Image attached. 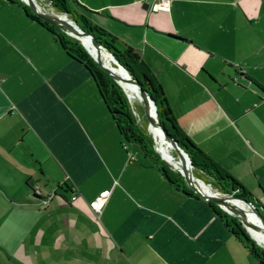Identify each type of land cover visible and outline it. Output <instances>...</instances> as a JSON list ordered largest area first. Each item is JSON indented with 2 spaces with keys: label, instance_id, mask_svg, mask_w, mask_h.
I'll return each mask as SVG.
<instances>
[{
  "label": "crops",
  "instance_id": "1",
  "mask_svg": "<svg viewBox=\"0 0 264 264\" xmlns=\"http://www.w3.org/2000/svg\"><path fill=\"white\" fill-rule=\"evenodd\" d=\"M159 1L78 0L141 55L181 132L264 207V91L253 82L264 86V0H171L154 12ZM33 186L57 195L44 204ZM0 264H261L207 200L176 190L123 140L87 68L9 0Z\"/></svg>",
  "mask_w": 264,
  "mask_h": 264
},
{
  "label": "trees",
  "instance_id": "2",
  "mask_svg": "<svg viewBox=\"0 0 264 264\" xmlns=\"http://www.w3.org/2000/svg\"><path fill=\"white\" fill-rule=\"evenodd\" d=\"M9 1L21 6L31 19L49 30L57 38L68 55L87 68L100 90L104 105L109 110L119 128L123 140L128 143L137 144L151 166L156 167L176 190L181 191L185 195L200 198L186 182L180 170L169 166L164 160L165 157L162 153L155 149L154 137L148 132L147 128L142 129L137 127L132 109L123 88L105 68L99 65L91 52L85 46L81 45L77 38L70 36L59 26L34 13L30 6L24 1ZM43 1L49 4L58 13H66L91 39H94L99 45L106 49L108 55L115 63V66L123 67L139 84L141 89L148 94L149 98L155 102L161 125L169 135L176 140L180 150L191 162L192 173L200 178L202 183L208 184L214 194L221 196L231 195L241 200L251 202L264 219V207L253 197L251 192L232 176L223 174L217 165L209 158L205 157L203 152L181 132L170 109L162 86L151 74L148 67L144 64L141 55L135 48L124 43L103 28L95 25L90 19V10L82 6L78 0ZM43 9L46 10L45 8ZM103 63L107 64L104 60ZM253 82L264 91L263 85L255 80H253ZM208 202L212 210L232 230L233 235L243 241L251 251V254L261 264H264V250L257 245L256 239H252L248 236L247 232L242 228L239 219L221 209L216 203L212 201Z\"/></svg>",
  "mask_w": 264,
  "mask_h": 264
},
{
  "label": "water",
  "instance_id": "3",
  "mask_svg": "<svg viewBox=\"0 0 264 264\" xmlns=\"http://www.w3.org/2000/svg\"><path fill=\"white\" fill-rule=\"evenodd\" d=\"M22 1H24L28 6H30V8L34 11V13H36L38 16L43 17L47 21L59 26L63 31H65L70 36L75 37L78 40H80L78 37L89 38L93 47L96 49L98 53L96 60L99 63V65L105 68L108 71V73L120 85H122L121 82H125L137 87L139 95L144 100V104L148 109V115L150 117L151 123L154 125V127L160 130L165 140L171 142L172 147L176 152V155L181 163L180 173L184 176L189 186L201 198L216 203L220 208L224 209L227 213L239 218L250 233L249 229L251 227H250V218L248 216V213L242 209H238L234 204V202H242L250 208L251 213L259 220V222L262 225L261 227L264 228V219L261 217L259 211L253 206L251 202L241 200L231 195H227V196H221L217 194L212 195L201 189L202 188L201 180L192 173L191 162L186 157V155L180 150L176 140L172 138L169 135V133L164 129V127L161 125V122L158 118V114L156 111L155 102H153L149 98L148 94L141 89L139 84L127 73V71L123 67L110 66L108 63L107 64L103 63L101 50L108 53L106 49H104L101 45H99L94 39H91L89 35L80 26L76 24V22H74L72 19L68 20L69 16L66 13H56L55 11L44 10L39 4L36 3V0H22ZM164 160L168 163L169 166L173 167V165L169 163L166 159Z\"/></svg>",
  "mask_w": 264,
  "mask_h": 264
},
{
  "label": "rangeland",
  "instance_id": "4",
  "mask_svg": "<svg viewBox=\"0 0 264 264\" xmlns=\"http://www.w3.org/2000/svg\"><path fill=\"white\" fill-rule=\"evenodd\" d=\"M36 3L39 4L42 8H45L46 10L55 11L56 13H58L56 10H54L49 4H47L43 0H36ZM90 19L92 21V18H90ZM68 20H71V18L68 17ZM94 24L97 25V26H99V27H101L100 25H98L96 23H94ZM101 28H103V27H101ZM173 35L176 36V37H179V38L183 39L181 36H178V35H175V34H173ZM78 38L80 39L79 40L80 41V44L83 45V46H85L91 52V54L95 58H97L98 53H97L96 49L94 51V54L92 53L93 45L90 42V39L87 38L88 39V43H86V42H84L82 40L81 37H78ZM101 54H102L101 56H102V58H103L104 61H106L111 66H115V63L112 61V59L108 55V53H106V52H104V51L101 50ZM144 64H146V63H144ZM121 84L122 85H120V84L119 85L123 88V91H124V93H125L128 101H129V104H130V107L132 109V113H133V116H134V119H135V122H136L137 127L142 128V129L147 128L148 132H150V134L154 137L155 149L157 151L161 152L164 157L167 155L169 157L174 158V160H172L169 163H171L173 165V167H175L177 169L178 168V157H177L176 153L174 152V149L172 147V144H171V142L165 140V138L162 135H160V134H158V133H156V132L153 131L152 127L154 125L151 123L150 117L148 115V109H147V107L144 104V100L139 95V92H138L137 87H135L132 84L129 85V83H125V82H121ZM157 130H158V128H157ZM158 132H159V130H158ZM162 138L164 139V145H163V149L160 150L159 143L161 142L160 140H162ZM210 190L212 191L211 187H210ZM212 193H213V191H212ZM34 195L37 196V194H34ZM247 213H248V211H247ZM250 214L252 215V213H250ZM239 222L241 223L242 228L247 232V234H248V236L250 238H252V239L253 238L254 239L257 238L251 232L249 233V231L243 225V223H242V221L240 219H239ZM255 222H257V221H255ZM254 233L257 236L259 235L258 234L259 232H257L256 229H254ZM259 237H261V236L259 235ZM261 238H263V237H261ZM256 241H257V239H256ZM256 243H257V245H259L264 250V246H262L258 241Z\"/></svg>",
  "mask_w": 264,
  "mask_h": 264
},
{
  "label": "built area",
  "instance_id": "5",
  "mask_svg": "<svg viewBox=\"0 0 264 264\" xmlns=\"http://www.w3.org/2000/svg\"><path fill=\"white\" fill-rule=\"evenodd\" d=\"M170 2L171 0H160L157 3H154L152 6V10L154 12H159V11H166L169 10L170 8ZM33 192L34 194H37V197L41 198L44 204H48L57 194L56 191L49 193L48 195H43L41 189L39 186H33ZM110 191L106 190L102 192L91 204L92 209L96 213H101L103 208L106 205L107 202V196L109 195ZM77 196L73 195L72 200H76Z\"/></svg>",
  "mask_w": 264,
  "mask_h": 264
},
{
  "label": "bare ground",
  "instance_id": "6",
  "mask_svg": "<svg viewBox=\"0 0 264 264\" xmlns=\"http://www.w3.org/2000/svg\"><path fill=\"white\" fill-rule=\"evenodd\" d=\"M82 38V40L84 41V42H86V43H88V39L86 38V37H81ZM91 42V41H90ZM94 51H95V48L93 47V50H92V53L94 54ZM130 85V84H129ZM152 129H153V131L154 132H156V133H158V134H160V135H162V133L160 132V130H159V132H158V130H157V128L156 127H152ZM159 135V136H160ZM161 142L159 143V148H160V150H162L163 149V145H164V139L162 138V140H160ZM165 159L168 161V162H171L172 160H174V158H172V157H169V156H165ZM181 169V163H180V161H179V159H178V170H180ZM201 186H202V190L203 191H206L207 193H209V194H212V195H215L214 193H212V191L210 190V186L209 185H206V184H204V183H202L201 182ZM234 204H235V206L238 208V209H242V210H244L245 212H247L248 211V215H249V218H250V232L255 236V237H257L256 239H257V241L262 245V246H264V228L263 227H261L262 225H261V223L259 222V220L252 214H250L251 213V210H250V208L247 206V205H245L244 203H242V202H234ZM238 204V205H237ZM255 221H257V222H255ZM254 229H256L257 230V232H259L258 234L261 236V237H263V238H261V237H259V235L257 236V235H255V233H254Z\"/></svg>",
  "mask_w": 264,
  "mask_h": 264
}]
</instances>
